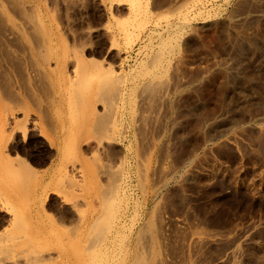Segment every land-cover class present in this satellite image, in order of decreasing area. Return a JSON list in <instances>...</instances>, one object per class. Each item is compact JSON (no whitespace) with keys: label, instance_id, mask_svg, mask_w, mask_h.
I'll list each match as a JSON object with an SVG mask.
<instances>
[{"label":"rangeland","instance_id":"obj_1","mask_svg":"<svg viewBox=\"0 0 264 264\" xmlns=\"http://www.w3.org/2000/svg\"><path fill=\"white\" fill-rule=\"evenodd\" d=\"M141 5L0 0V264L124 210L161 264H264V0Z\"/></svg>","mask_w":264,"mask_h":264},{"label":"bare ground","instance_id":"obj_2","mask_svg":"<svg viewBox=\"0 0 264 264\" xmlns=\"http://www.w3.org/2000/svg\"><path fill=\"white\" fill-rule=\"evenodd\" d=\"M127 1L130 2V4L133 6V9H134L133 14L135 15V17L133 18L134 19L133 21H137L141 12L143 11V10L141 11L142 0H127ZM96 66H97V64H96ZM79 68H81V67H79ZM84 71H86V70H84ZM102 83L100 85L103 87L104 84L102 85ZM108 87H110V86L108 85ZM113 88L116 89V87H113ZM108 89H110V88H108ZM108 89H106V90H108ZM107 95L104 97H107ZM117 95H115V97H118ZM101 96H103V95H101ZM109 99H110V96H109ZM113 188H115V187H113ZM114 190L115 189H113V191ZM123 192H125V191H123ZM3 195L4 194L0 191V196L2 197ZM118 195H120V194H118ZM154 195L155 196L157 195L156 190L154 191ZM112 211H113V208H112ZM121 211H123V210H121ZM128 212H129V210H124L123 212H120L119 215L117 214L118 216H116L112 225L110 223V225L107 226V229L105 230V232L101 231L102 233L97 235L96 237H94V239L91 238V236H90L91 234H90V231L88 229L85 232L81 231L79 233H74L73 235H70L68 237V242L70 244H72L74 250L68 251V252L61 250L59 252L58 258L61 261H65V260H68L70 262L73 261L74 262L73 264H161L162 260H163V258H161L162 253L160 254V251L158 249V245H157L155 239L151 238L149 240V242H145L144 236L147 235L146 232L144 235V232L142 230L138 229L139 230L138 231L136 229L135 223L130 224L128 222V216H129ZM102 216L103 215H100V217H102ZM101 219H99L100 222L95 219L96 220L95 223H97V222L101 223ZM95 220L93 219L91 223H86V224L90 225V227H91L92 225H94L93 223ZM98 224H96V225H98ZM82 225H83V223H82ZM104 225H105V223L103 224V226ZM98 226H100V225H98ZM81 227H83V226H81ZM144 228H143V230H144ZM79 229H81V228H79ZM100 230L101 229H99V231ZM92 232L93 231H91V233ZM98 232H97V234H98ZM84 244H86V245H84Z\"/></svg>","mask_w":264,"mask_h":264}]
</instances>
